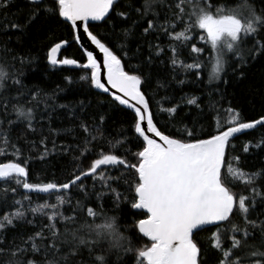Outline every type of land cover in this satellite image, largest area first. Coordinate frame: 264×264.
Masks as SVG:
<instances>
[{
    "label": "snow or ice",
    "instance_id": "6c2138e0",
    "mask_svg": "<svg viewBox=\"0 0 264 264\" xmlns=\"http://www.w3.org/2000/svg\"><path fill=\"white\" fill-rule=\"evenodd\" d=\"M13 2L0 0V28L3 31L18 30L24 34L41 15L46 22L65 25L72 42L80 48L81 57L79 60L59 58L61 49L69 43L61 40L48 47V64L78 69L83 73L79 75L80 81L109 94L114 106H123L133 115L129 125L132 135L115 142L108 140L107 151L103 144L89 146L93 141L102 140L103 135H94L85 120L79 123L84 133L82 146L80 138L76 137L78 143L75 146L68 144L61 149L53 140L49 149L47 137L41 139L43 151L37 157L41 161L61 152L67 154L75 150L79 154L73 156L75 167L65 182L31 183L28 177L33 157L25 156L24 150L12 141L11 130L13 125L20 123L26 126V130L35 131V109L26 105L38 104L41 90L31 92L26 103L12 105L16 120H8V128L2 127L4 121L0 120V183L5 185L0 207L9 206V191L15 194L22 187L25 194L22 200L12 201L19 207L0 216V233H5L9 227L15 228V221L25 218L23 201L31 205L29 193L47 195L48 200L44 204L30 206L28 211L34 216L39 213L49 223L19 244L15 237L8 243L7 236L0 234V264H85V251L91 264H204L201 260L203 250L195 237L197 232L208 227L215 229L211 247L220 254L217 264H264V220L250 218L256 198L260 197L264 202V194L255 186L258 179L264 178V172H245L240 168V157L230 155L235 151L236 145L232 141L237 136L264 127V115L253 120L244 119L240 110L233 108L230 102L227 107L221 104L225 94L217 88L214 91L220 100L210 101L208 105L209 113L214 115L207 130L203 127L197 130L194 121L191 127L183 125L178 129L179 136L166 134L158 126L151 99L144 90V86L150 84V75L145 76L141 71L142 64H152V45L149 44V55L145 60L128 66L126 70L124 61L134 58L128 55L130 49L127 44L117 46L122 53L118 55L117 50L110 46L111 37H102L91 30L90 21H104L116 10V5L121 4V0H26L29 7L20 10L24 13L23 20L19 13L8 12ZM122 7L129 11H116L115 19L121 24L131 19L132 11L139 17L131 21L130 27H123L120 33H115L116 22L113 21V35L122 36L125 41L135 35L133 29L139 28L141 21L146 24L141 33L144 37L159 31L184 47L198 39L203 46L192 43L190 54H195L193 63L177 59L176 43L168 46L172 52L170 63L173 70H195L193 74L197 80L201 69L211 64L209 83L223 80L227 85L229 81L223 76L228 74L229 67L233 75L239 72L238 78L242 79L249 64L264 57V40L256 38L250 48L245 47L249 38L258 37L264 30V9L258 11L252 0H143L139 7L132 4H122ZM157 7L160 11L156 10ZM161 12L164 13L162 23L159 22ZM10 16L16 18L10 19ZM3 20L8 22L2 23ZM177 27H181L178 32ZM155 47L154 55L158 57L164 49L160 45ZM209 49L207 61L202 60L203 53ZM12 59L13 62L19 59L21 64L26 62L24 57L14 56ZM15 77L14 70L9 71L0 63V90L6 89L9 79L14 85H19L21 81ZM65 80L73 83L71 77L66 76ZM157 87H163L159 80ZM23 95L21 92L18 97ZM199 99L185 96L181 101L195 106L203 115ZM157 103L161 105L159 110L167 112L170 119L175 118L182 106V103H177L164 108L162 101ZM0 108L6 116L7 97L0 98ZM105 119L100 116L99 124L93 120L96 131L100 130ZM64 131L71 134L73 130ZM126 144L128 147H124ZM133 146L136 151L132 150ZM262 146L264 136L255 145L246 142L244 152ZM30 148L36 149L34 141L30 142ZM121 148L123 155H117ZM9 155L12 159H7ZM112 169H122L121 175H108V170ZM88 178L93 180L91 190L84 183ZM121 179L124 192L112 187L113 181ZM97 182L101 188L99 192L96 190ZM10 183L16 187L9 189L7 185ZM238 183L248 186V195L234 191ZM73 190L83 194L75 204L72 202ZM108 195L113 198L115 210L122 214L121 205L136 210L130 225L122 228L118 223L119 217L108 214L104 205V198ZM52 197H55V204L50 203ZM65 205L71 209L68 215L62 210ZM233 216H238L243 226L234 223ZM27 223L33 224L34 221ZM145 238L147 243L141 244ZM98 248L102 250L97 251ZM41 253L42 260H37Z\"/></svg>",
    "mask_w": 264,
    "mask_h": 264
},
{
    "label": "trees",
    "instance_id": "16d2710c",
    "mask_svg": "<svg viewBox=\"0 0 264 264\" xmlns=\"http://www.w3.org/2000/svg\"><path fill=\"white\" fill-rule=\"evenodd\" d=\"M143 0H121V4L116 5V10L113 11L109 17L104 21L90 22L91 30L94 33L103 36L111 37L110 46L117 50L119 44H127L130 57H134L131 60H125L124 63L127 67L130 65L139 64L142 60H145L149 55V44L152 45V64L147 63L141 65V71L145 76L150 75V84L144 86V90L148 93L151 99V108L154 113L158 126L165 131L166 134H172L179 136L178 129L183 125L191 127L193 122L196 121L195 127L199 130L203 127L207 130L212 123V117L214 114L209 113L208 105L210 101H219L220 96L214 90L220 89L225 94V99L221 101V104L227 107L228 103H231L233 108L240 110L242 116L246 120H253L264 115V57L251 62L249 66L244 70V77L238 78L240 73L235 75L232 73V68L227 69V75L223 76V79L229 81L227 85L223 83V80L213 81L209 83V73L211 71V64L200 71V79L197 80L193 72H185L180 68H176L175 71L170 63L172 52L169 50V44L176 43L178 48L177 59L184 63H193V57L195 54H190L192 43H196L198 47L203 46L201 42L197 40L192 41L186 47L180 45L178 42L170 41L169 38L162 32H154L151 35L144 37L141 35L143 27L146 24L141 21L139 28L133 29L135 35L129 37L127 41L122 36L113 35V21L116 22L115 33H120L123 27H130L132 20H138L139 17L135 11L131 12V19L124 24L116 20V11H129L128 8L122 7V4H132L134 7H139ZM256 9H264V0H252ZM29 5L26 0H14L8 9L10 14L19 13V18L23 20L24 13L21 9H27ZM157 11L160 9L157 7ZM15 16H10V19H15ZM164 20V13L161 12L159 22ZM7 20H3L2 23H7ZM182 27V26H181ZM181 27H177L176 31H180ZM198 31V30H197ZM259 38L264 40V30H261L258 37L249 38L246 41L245 47H251L255 39ZM61 40H68L69 43L61 49L59 58H74L80 59L81 50L71 40L69 35V29L63 24L49 23L44 20L43 15L37 18L22 34L18 30L3 31L0 28V63H3L9 68V71H15L16 79H19L21 83L14 85L9 79L6 84L5 90H0V98L7 97L8 109L7 115L3 114V108H0V120L4 121L2 127L8 128V120H16V113L12 111V105L16 103H26L30 99V93L36 89L40 91V102L36 104L33 102L28 107L35 109V119L33 121V127L35 131L26 130V126L20 123L12 126L11 139L18 147L24 150L25 156H32L33 159L30 163V175L28 181L31 183H40L48 181L65 182L66 176L75 167L72 163L73 156L79 153L73 150L70 153L64 154H51L45 160L41 161L37 157L40 152L43 151V146L40 145V140L47 137L46 143L49 149L52 148V142L63 148L64 145H76L78 143L76 137L80 138V144L84 138L83 131L79 128L81 120H85L89 126L93 129V134L98 137L103 135V139L93 141L90 147L103 144L105 151L108 150L107 141L123 139L125 136H131V130L129 128L132 123V112L123 106L116 107L113 105L111 96L100 92L94 88H90L87 84L79 80V75L83 74L78 69L72 66H52L49 65L46 59V52L48 47L52 43L59 42ZM156 45H160L164 49L160 56H155ZM137 48L140 49V53L137 54ZM209 50H206L201 59L207 61L209 56ZM118 55H122L117 50ZM135 54V55H134ZM24 57L26 62L21 64L19 59L13 62V57ZM71 77L73 83L69 84L65 77ZM157 80L163 85V87H157ZM183 80L184 83H179ZM24 93L23 96H19V93ZM209 92L212 96L209 97ZM200 97L198 103L203 109V115L200 114V110L195 106L182 103V97ZM169 98L168 100H162V98ZM158 101H162L164 108L172 107L173 104L182 103L174 119H170L167 112H161L159 110L161 105H158ZM83 102V105H81ZM60 105H66L67 107H60ZM100 116H104L105 122L100 127L99 131L93 127V120L96 124H99ZM49 117L51 119H49ZM57 130V131H50ZM72 129L71 134L64 130ZM58 133V134H57ZM264 136V127H257L255 130H250L246 134L239 135L232 141L236 145L235 151L230 152V155L240 157V168L245 172H264V146L259 149L250 148L248 153L244 152L246 142H251L255 145L261 137ZM26 138V139H25ZM90 139V137H89ZM34 141L36 149L31 150L30 142ZM128 147V145H124ZM133 151H136V147L133 146ZM11 152V149H9ZM117 155H123V148L116 152ZM95 158V157H93ZM7 159H12L11 155ZM122 169L108 170V175L112 177H118L121 175ZM88 185L89 190L93 185V180L88 178L84 181ZM264 194V178L258 179L255 185ZM5 185L0 183V199L4 198L3 188ZM10 189L16 187L14 183L7 185ZM113 188H118L119 191L124 192L125 188L123 180L119 182L113 181ZM96 190H101L99 182L96 183ZM234 191L249 194L248 186L243 183H238L234 188ZM25 194V190L21 187L17 189L14 194L11 191L7 193L8 207H0V216H3L5 212L13 211L18 205H13V200H22ZM31 199V205L28 201H23V207L25 210V218L23 220L15 221V228L9 227L4 234L7 236V242L11 243L13 237H15L16 243L19 244L22 240L26 239L29 235L41 230L43 225L49 223L46 217H42L39 213L35 216L28 211L30 206L38 204H44L48 197L46 194H28ZM83 194L73 190L72 202L75 204L77 199H82ZM92 200H95V195L92 196ZM256 206L251 211L250 218L257 220H264V202L260 197L256 198ZM50 203L55 204V197H52ZM105 209L109 215L119 217L118 223L123 228L125 225L132 223L133 213L136 210H130L127 205H121L120 210H115L113 198L108 195L104 198ZM65 215L71 213L69 206L65 205L62 209ZM139 218V217H137ZM34 221L33 224H28L27 221ZM232 221L234 223L242 222L238 216H233ZM214 228L208 227L204 231L196 233V240L203 250L201 260L204 264H217L220 254L211 247L212 233ZM131 234V233H127ZM141 244L147 243L146 238L140 241ZM106 247V246H105ZM102 249L98 248L97 251ZM43 253L36 257L37 260H42ZM115 257L113 256L112 259ZM3 259H7L4 257ZM81 259V257H77ZM85 264H91L88 260L87 251L83 254Z\"/></svg>",
    "mask_w": 264,
    "mask_h": 264
},
{
    "label": "water",
    "instance_id": "95a60500",
    "mask_svg": "<svg viewBox=\"0 0 264 264\" xmlns=\"http://www.w3.org/2000/svg\"><path fill=\"white\" fill-rule=\"evenodd\" d=\"M91 22V21H90ZM90 50H91V46H90ZM97 55L99 56V53L97 52ZM100 59H101V61H102V57H100ZM97 90V89H96ZM98 91H100V90H98ZM100 92H102V91H100ZM109 95V94H108Z\"/></svg>",
    "mask_w": 264,
    "mask_h": 264
}]
</instances>
